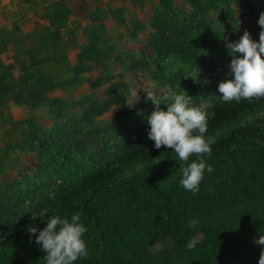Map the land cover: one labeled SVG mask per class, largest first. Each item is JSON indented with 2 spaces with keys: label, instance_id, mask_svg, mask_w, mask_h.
Instances as JSON below:
<instances>
[{
  "label": "rangeland",
  "instance_id": "rangeland-1",
  "mask_svg": "<svg viewBox=\"0 0 264 264\" xmlns=\"http://www.w3.org/2000/svg\"><path fill=\"white\" fill-rule=\"evenodd\" d=\"M68 4L75 10L68 22V28L75 32V45L57 52V56L62 52L67 55L64 62L48 61L43 69L58 84L44 96L61 102V117L56 116V105L30 110L14 107L9 101L0 104V189L7 195L12 189L22 192L31 186L45 164L38 148L25 147L26 133L36 132L48 140L57 138L61 131H77L81 134L78 141L89 156L102 155L103 148L114 152L123 130L147 122L155 108L151 100L145 99V89L154 91L162 102L169 88L177 94L178 86L189 83L218 88L220 82L232 76V55L226 44L238 40L245 30L258 43L261 28L257 21L264 11V0H208L207 9L198 0H71ZM20 21H12L7 28H20L25 24ZM96 34L99 50H89L80 61L79 46H90ZM192 41L209 43L213 57L206 55L208 48L190 45ZM2 59L13 66L9 77L19 78L20 68L13 52L5 51ZM222 62L226 67L219 65ZM150 82L156 87L151 88ZM50 140L53 143L54 139ZM250 157L248 151L237 156L230 168L240 169V177L216 201L223 204L218 211L225 215V226L243 232L240 256H235L227 241L206 237L211 232L205 231L216 217L204 213L210 203L204 206L187 199L183 222L189 225L191 220L199 221L192 235L199 242L185 253L189 264H213L216 258L222 264H258L260 246L254 241L264 234V178H253L248 172L246 175L255 162ZM207 173L205 170L204 177ZM218 174L221 172L213 171L209 176L214 175L213 179ZM207 188L201 181L200 190ZM121 200L114 196L104 208L109 202L120 206ZM18 212L17 219H12L17 225L11 227V232L39 215L35 208H20ZM9 247L8 259L0 264H12L14 259L38 264L34 235L27 233L22 241H12ZM148 251L152 264H180L176 260L180 250L170 247L167 239H153ZM120 253L122 250L115 251ZM88 260L81 258L74 264H90Z\"/></svg>",
  "mask_w": 264,
  "mask_h": 264
},
{
  "label": "trees",
  "instance_id": "trees-1",
  "mask_svg": "<svg viewBox=\"0 0 264 264\" xmlns=\"http://www.w3.org/2000/svg\"><path fill=\"white\" fill-rule=\"evenodd\" d=\"M198 2L203 9L209 7L208 0ZM45 11L49 28L53 27L57 31L52 33L49 28L42 29L45 40L42 39L33 48L22 49L26 51L30 63L21 65V75L17 80L9 77L10 69L0 61V104L12 99L17 106L30 110L46 104L56 105L55 113L59 118L61 102L44 96L58 84L43 73L48 60L38 58V55L47 39L53 37L51 40L55 42L59 37L58 30L65 28L71 12L61 0L47 5ZM97 35L90 46L81 47L80 61L89 50H99ZM10 41L14 42V37L9 38L4 31H0L2 48ZM190 45L210 47L209 43L200 41H192ZM206 50V55L212 58L213 49ZM64 60L65 55L59 57L56 52L51 62L60 64ZM219 65L226 67L225 62ZM183 92L192 97L191 106L206 113L207 131L204 136L206 140L214 141L210 145L211 157L205 156V161L213 167L215 174L219 171L221 174L213 179L214 175H205L202 181L204 186H208L207 189H201L195 195L183 192L182 187L178 186L181 177L177 154L165 146L160 149L154 147V141L147 135L150 129L147 122H139L136 126L124 129L116 150L109 152L108 148H103V154L98 156L86 154L84 146L78 141L81 134L77 131H61L57 138L51 137L53 143H49L51 138L45 140L36 132L26 133L25 147L38 148V154L45 164L36 181L22 192L12 189L11 194L7 195L0 189V262L8 259L12 241H22L24 235L30 234L29 227L43 229L48 216L70 218L78 212L81 223L87 228L83 239L87 244L90 264H152L148 259V247L156 238L169 240L170 247L180 250L177 262L189 264L185 256L186 244L196 228L183 222L187 199L192 202L197 200L204 206H207L205 202L210 203L204 213H212L211 216L216 217L205 231L211 232L206 237L227 241L235 256H240L239 240L243 232L225 226V215L218 211L223 204L216 201L218 196L228 192L231 182L239 179L240 169L235 171L230 167L243 152L248 151L251 153L250 158L255 159L253 169L248 167L246 175L248 172L253 178L257 175L264 178V98L253 99L252 102H224L218 88L195 86L192 83L178 86V93ZM165 105L166 101H162L160 108L166 111ZM194 159L195 156H191L189 162ZM222 169L225 170L224 174ZM114 196L122 198L120 206L109 202L110 205L105 209L104 204ZM256 204L251 208L255 209ZM20 208H35L39 215L35 219L29 218L23 226H17L11 232V227L17 225L12 219H17ZM45 209L48 210L46 213ZM121 250L122 253L115 254V251ZM36 261L45 264L44 253L38 245ZM12 264L25 263L14 259ZM213 264L222 262L216 258Z\"/></svg>",
  "mask_w": 264,
  "mask_h": 264
},
{
  "label": "clouds",
  "instance_id": "clouds-1",
  "mask_svg": "<svg viewBox=\"0 0 264 264\" xmlns=\"http://www.w3.org/2000/svg\"><path fill=\"white\" fill-rule=\"evenodd\" d=\"M258 24L261 28L259 42L253 41L250 33L245 30L238 40L226 44L232 59L230 71L232 79L222 81L218 91L224 102L241 100L252 102L253 99L264 98V11L259 14ZM236 53L241 54L237 56ZM151 88L156 85L150 82ZM146 100H151L155 106L147 117L150 129L148 138L154 141V147L165 146L177 154L180 167V186L197 194L204 172L214 171L205 161V156L211 157L212 140H206V113L200 108L190 106L192 97L185 92L177 94L169 88L164 97L166 111L160 108L161 100L154 91L145 89ZM170 101V103H168ZM195 156L189 162V158ZM48 210L45 209V213ZM42 213L41 215H43ZM36 215H33L35 219ZM198 220H191L189 227H196ZM28 232L35 236V243L44 253L45 264H74L75 261L88 256L86 241L83 239L87 228L81 223L80 213L68 217L59 215L48 216L46 227L38 229L29 227ZM38 233V234H37ZM199 242L197 237L188 240L187 250L195 248ZM260 246L258 264H264V234L254 241Z\"/></svg>",
  "mask_w": 264,
  "mask_h": 264
},
{
  "label": "crops",
  "instance_id": "crops-1",
  "mask_svg": "<svg viewBox=\"0 0 264 264\" xmlns=\"http://www.w3.org/2000/svg\"><path fill=\"white\" fill-rule=\"evenodd\" d=\"M59 0H0V31H4L8 37H14V42L10 41L5 48H2L0 42V61L4 66L8 67L12 71V64L7 65L2 59V55L5 51L11 50L16 57L15 64L20 68L21 75V65H29V58L26 53V48H33L39 42H42V39L45 40L44 33L41 31L44 28H49V19L45 15V7L51 5ZM70 10V15L65 23V28H60L58 30L59 37L54 38L55 42L51 40L53 37H50L44 42L43 47L41 48V53H39L38 58L43 60L51 61L56 52L60 49L67 51L72 44L75 45L76 37L74 30L68 28V22L71 17H74L75 10L69 5L71 0H61ZM13 11H15L13 13ZM17 11H22L17 13ZM73 14V15H72ZM20 19L25 24L20 26V28L15 27L14 29L7 28L12 21ZM20 21V22H21ZM50 32L57 31L55 28L50 27ZM47 35V34H46ZM70 36L71 38H67ZM49 37V35H48ZM66 37V38H65ZM75 37V38H74ZM21 39V42L17 43ZM33 45V46H32ZM82 46H79L81 50ZM22 49H25L23 52ZM28 49V50H29ZM63 54V52H62ZM65 60H66V54ZM61 56V55H60ZM59 56V57H60ZM52 63V62H51ZM53 65V64H52ZM14 79V78H13ZM18 79V78H17ZM15 79V80H17ZM14 107L24 108L17 106L12 99L8 100ZM8 102V103H9ZM27 109V108H26ZM12 117V116H11Z\"/></svg>",
  "mask_w": 264,
  "mask_h": 264
},
{
  "label": "built area",
  "instance_id": "built-area-1",
  "mask_svg": "<svg viewBox=\"0 0 264 264\" xmlns=\"http://www.w3.org/2000/svg\"><path fill=\"white\" fill-rule=\"evenodd\" d=\"M230 77H232V76H230ZM226 78H229V77H226ZM226 78H225V80H226Z\"/></svg>",
  "mask_w": 264,
  "mask_h": 264
}]
</instances>
